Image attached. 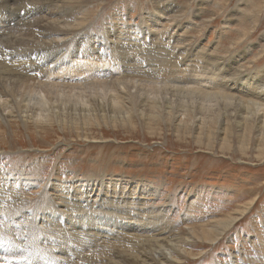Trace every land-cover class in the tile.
Listing matches in <instances>:
<instances>
[{"label": "bare ground", "instance_id": "bare-ground-1", "mask_svg": "<svg viewBox=\"0 0 264 264\" xmlns=\"http://www.w3.org/2000/svg\"><path fill=\"white\" fill-rule=\"evenodd\" d=\"M27 1L29 8L26 16L32 18L33 24V29L30 28L29 31L35 37L28 38L29 31H25L5 39L4 35H9L10 29L7 26L16 22L21 14L13 12L11 0H0V5L7 6L10 15L17 17L15 20H12V17L0 20V29L7 27L3 34L0 30V123L12 118L24 124L32 121L37 125L50 127L56 123L61 128L83 132L85 138H90L88 133L91 132V126L102 130L108 126L124 130L142 127L151 135H156L164 126L180 141L184 140V135H188L199 149L213 153L219 146L221 151L228 146L229 150L235 152L237 146V150H241L245 157L251 158L249 152L254 151V156L264 161V70L259 71L261 67L248 73L250 70H244L245 65L239 63L250 50L246 48V54H235L232 59L227 60L229 65H225L222 56L213 58L208 54L195 52L198 44L186 42L181 34L175 32L177 30L168 31L166 36L159 35L156 27L171 10L168 7L161 8L159 4L155 6L156 12L149 15L150 23H146V26L138 24L137 28H130L127 25L119 27V24H113L109 30L95 36L93 32H85L88 26L73 34L74 29L82 25L85 18L82 8L86 9L85 5L90 0ZM74 3L79 5L77 7L81 9L80 13L77 12L78 9H74ZM62 6L71 12L66 13ZM77 14L82 16L78 17ZM135 32L136 36L133 37ZM109 35L112 37L111 41ZM171 35H174L175 45L168 50L166 45L173 41ZM175 36L178 38L175 39ZM110 42L112 48L106 46L104 54H101L100 49L104 45L99 43L109 45ZM86 43L89 46L85 49ZM176 47L182 49L174 59L175 62L180 61L188 49L189 56L193 53L201 58L202 65L195 70L190 66L189 60H185L182 66L173 62L168 68H161L159 62V67L149 65L152 60L150 54H154L155 49L168 58ZM140 48L148 52L143 50L149 60V66L146 68L138 64L139 61H146L140 60ZM123 54L127 57L126 62L123 60L125 63L122 61ZM159 54L157 56H161ZM105 57L113 60L114 64L105 61L100 63ZM166 60L164 65L161 64L164 67L166 63H172V60ZM165 73H172L169 75L171 77L166 78ZM26 179H16L15 183L9 182L11 179L8 182L3 180V184L7 186L0 185V208L11 207V212L7 215L4 213L0 218V240L4 241L0 243V264H57L56 259L46 257L53 255L56 258L59 255V264H185L184 259L203 257L208 243H221L231 227L241 220L247 211V207L239 206L222 219L210 217L199 223L186 224L183 230H179L175 224L165 220L164 211H170L171 204L162 209L141 212V219H138L135 211L142 210L139 206H143L142 200L146 197L144 195L153 191H150L148 184L137 182L131 191L130 181L122 178L115 184L120 190L114 191L112 187L111 190L113 194H118L125 200L117 199V205L110 207L123 213L126 218L134 219L133 224L122 225L116 217L92 215L89 210L80 213L81 215L77 214L79 216L76 217L61 212L60 207L67 204H71V210H81L84 207L90 209L82 203L91 204L95 199L102 200H99L98 208H105L104 202L113 204L111 198L108 200L110 189H106L107 184L105 186L103 182L90 188L89 179L78 181L81 185L76 191L75 181L52 185L47 183L41 197L34 203L33 211H38L35 213L27 209L24 203L28 201L27 192L33 189L34 185ZM125 185H129V192ZM8 186H11V192ZM20 190L22 193L16 192ZM11 194L18 195L22 201H14L12 204L13 199L9 197ZM154 194L160 196L161 192L156 190ZM127 197L130 202L126 201ZM30 200L32 204L34 199ZM120 202L133 204L135 208L121 209L123 206ZM48 204L47 208L57 204L60 208L56 210L57 213L67 218L60 222L58 218L55 219L56 215L49 216L45 208ZM39 211H42V214ZM83 214L87 224L78 222ZM32 219H35L34 224L41 228V235L45 232L49 234V241L54 240L58 249L36 245L32 250L26 249L21 255H10L14 251L13 240L22 236L26 224L30 231L31 225L28 221ZM136 220L138 223L141 220L142 224H136ZM42 243L46 241L43 240Z\"/></svg>", "mask_w": 264, "mask_h": 264}, {"label": "rangeland", "instance_id": "rangeland-1", "mask_svg": "<svg viewBox=\"0 0 264 264\" xmlns=\"http://www.w3.org/2000/svg\"><path fill=\"white\" fill-rule=\"evenodd\" d=\"M11 1L13 2V12L15 14L20 13L21 17L7 26L10 27V31L8 30L9 35H4L5 39H10L15 33L22 34L25 31L28 33L27 31L33 25L32 18L26 16V11L29 8L28 1ZM95 1L90 0L88 1L89 4H84L86 9L82 8L85 15L82 25H80L82 27L74 29L73 34L83 31L87 26L85 32H93L92 34L95 36L107 29L109 30L113 24H119V27L127 25L130 28H137L138 24L146 26L150 23L148 21L149 15L155 11V6L159 4L161 8L168 7L171 9L167 12L169 14L168 18L164 17L161 24L157 26L158 28L156 27L159 35L166 36L170 31L174 32V30H177L175 32L181 34L183 36H181L182 39L186 42L198 44V49L195 52L208 54L213 58L222 56L224 57L223 62H225V65H229L227 60L232 59L235 54H246L247 48L250 51L243 59L245 61L239 62L241 65H245L243 69L246 71L250 70L248 73L259 70L261 67L262 69L259 71L264 70V0ZM75 5L74 9L77 11L79 5L77 3ZM62 8H65L66 13L71 12L70 9L64 6ZM7 9V6L0 5V20L10 17L15 20L17 17L10 15V10ZM80 10L78 9L77 12L80 13ZM85 13L90 14V16ZM77 16L81 17L82 14H77ZM22 20L25 22L23 23ZM177 23H179L178 26L180 25V28H178ZM83 25L85 26L83 27ZM7 27L0 29L2 34ZM30 33L31 31H29L27 37L34 38L35 36ZM135 36L136 32L133 33V37ZM173 37L174 35L170 36L173 39L171 44L166 45L168 50L174 44ZM108 38L111 41V35ZM177 38L175 36V39ZM163 41H165V38ZM99 44L101 46L104 45L100 49L101 54H104L103 50L107 49L106 46L111 47L112 45L111 42L109 45ZM178 45L180 44L178 43ZM88 46L89 44L86 43L84 48L86 49ZM179 48L176 47L177 50ZM176 49H173L174 52L172 51L168 58L163 53L159 54L160 52L158 53V50L155 49L156 54L155 50V55L153 53L150 54L152 60H150L149 64L143 48L140 60L145 59L147 62L143 60V62L139 61L138 64L144 68L149 65H154V67H159L160 65L161 68H168L169 65H173V62L177 66L179 64L182 66L185 60H189L190 66L194 70L202 65L201 58L193 53H190L191 55L189 56L188 49L180 61L175 62L174 59L182 48L178 51ZM145 53L148 52L145 51ZM158 54L162 57L157 56ZM262 56L263 59L261 60ZM106 58H103L100 63L105 61L106 63L112 62L114 64L113 60H109L110 57ZM120 58L122 59V57ZM155 59L158 60L155 61ZM165 59H167L166 61L172 60V63H166L164 67ZM123 60L126 62L127 57H124ZM153 62H159V65L158 63L153 64ZM171 74L165 73L164 76L169 78ZM64 129L56 123L53 127L37 125L32 121L24 124L14 118L0 123V181L2 182L0 185L2 186L3 180L8 182L11 179L9 182L15 183L19 179L26 178L28 182L30 181L34 184L33 189L27 192L29 195L26 194L28 201L24 203H26L27 209H30V211L34 210V203L41 197L47 183L52 185V183L65 184L75 181L74 189L76 191L81 185L78 181L89 179L91 180L90 188L97 187V184L103 182L105 186L107 184L106 189H110L108 200L112 199V205L104 202L106 204L105 208H98L100 205L98 203L102 201L100 199H95L91 204L83 202L82 204L90 207V209L84 207L81 210H71V204L60 207L61 209L57 207V204L55 207L47 208L48 204L45 207L47 208V214L51 217L56 215L55 219L58 218L61 222L67 217H63L56 210L60 209L62 213L64 212V214L74 217L89 210L92 215L96 214L105 218L116 217L122 225L133 224L134 219L126 218L123 213L117 212L110 207L117 205V199H120L118 201L125 200L122 196L113 194L114 192L111 190L112 187L114 191L117 190L118 192L120 187L115 186V184L117 185V181L124 178L123 180L130 181L131 191L135 182L148 184L150 191H153L144 195L146 197H143V206H139L142 210L135 211L134 214L138 216V219H141L142 213L147 210L162 209L171 204V210L168 212L164 211L165 220L175 224V227L179 230H183L186 224L199 223V221H204L210 217L222 219L227 213L239 206L241 208L247 207L246 214L231 227L221 243L218 244L219 241L208 243L203 257H193L190 260L184 259L185 264H264V161L254 156L256 155L254 151L249 152V155L252 156L251 158L245 157L246 155L241 153V150H237V146H235V152L229 150L228 146L221 151L219 146L215 149L216 152L212 153L211 151L199 149L188 135H184V140L180 141L177 136L164 126L157 131L156 135H151L146 129L143 130L142 127H136L134 130H124L120 127L119 129H113L108 126L102 130L96 126H91V132L88 133L90 138H85L83 132L77 129ZM80 133L81 135H79ZM122 184L124 183L122 182ZM108 185L112 186L108 187ZM6 186V184H3L2 187ZM10 187L8 186L11 192ZM106 189H104L105 192ZM125 189L129 192V185H125ZM126 190L125 193L127 192ZM156 190L161 192L160 196L154 194ZM16 192L22 193L21 190ZM9 197L13 199L12 204L15 203L14 201H22L18 195L14 196L11 194ZM52 197L58 203L55 196L53 195ZM31 198L34 199L32 204H30ZM126 201L130 202V199L127 197ZM93 204L94 206H92ZM120 204L123 206L121 209L135 208L133 204H124L122 202ZM1 208L0 218L4 216V213L7 215L11 212V207L9 208V206ZM33 212L36 213L38 211L35 209ZM39 213L42 214V211H39ZM144 217H146V214ZM34 220L28 221L31 223H29L31 225L30 231L28 230V224H26V229L22 230V236L17 237V240H13L14 251L10 255H21L26 249L32 250L36 245L58 249L54 240L53 242L49 241V234L45 232L46 235L45 233L41 235V228L34 224ZM78 222L87 224L88 221L85 214L81 216ZM140 222L141 220H139ZM139 223L136 220V224ZM50 233L52 234V231ZM53 237L55 238L54 235ZM44 238L47 239L45 240ZM82 239L85 238L82 237ZM104 239H107V237H104ZM43 240L46 243H42ZM65 241L68 242L67 240ZM46 257H50L51 260L56 259L57 264L60 262L59 255L58 258L54 257V255Z\"/></svg>", "mask_w": 264, "mask_h": 264}, {"label": "snow or ice", "instance_id": "snow-or-ice-1", "mask_svg": "<svg viewBox=\"0 0 264 264\" xmlns=\"http://www.w3.org/2000/svg\"><path fill=\"white\" fill-rule=\"evenodd\" d=\"M0 243H4V241L0 240Z\"/></svg>", "mask_w": 264, "mask_h": 264}]
</instances>
